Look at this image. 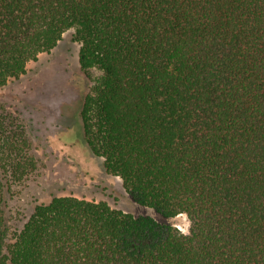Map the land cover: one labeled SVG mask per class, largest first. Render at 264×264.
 <instances>
[{
    "label": "trees",
    "instance_id": "trees-1",
    "mask_svg": "<svg viewBox=\"0 0 264 264\" xmlns=\"http://www.w3.org/2000/svg\"><path fill=\"white\" fill-rule=\"evenodd\" d=\"M68 31L86 144L189 234L74 196L13 233L6 189L28 160L0 106V264H264V0H0V89Z\"/></svg>",
    "mask_w": 264,
    "mask_h": 264
},
{
    "label": "rangeland",
    "instance_id": "rangeland-1",
    "mask_svg": "<svg viewBox=\"0 0 264 264\" xmlns=\"http://www.w3.org/2000/svg\"><path fill=\"white\" fill-rule=\"evenodd\" d=\"M79 50L73 31H68L55 49L29 62L20 79L0 89L7 128L16 135L19 159L23 156L19 163L28 160L25 174L6 189L5 212L11 231L22 229L36 205L74 196L106 202L133 216H150L189 234L186 215L164 218L136 204L121 179L108 175L103 159L86 144L80 113L92 83L81 70ZM90 73L94 78L99 75L95 70Z\"/></svg>",
    "mask_w": 264,
    "mask_h": 264
}]
</instances>
